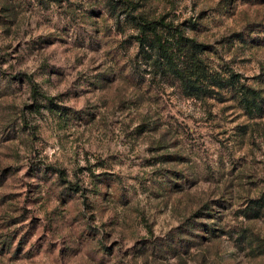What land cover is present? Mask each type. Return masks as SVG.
Returning <instances> with one entry per match:
<instances>
[{"label": "rangeland", "instance_id": "374dc122", "mask_svg": "<svg viewBox=\"0 0 264 264\" xmlns=\"http://www.w3.org/2000/svg\"><path fill=\"white\" fill-rule=\"evenodd\" d=\"M161 18L261 109L155 67L137 22ZM251 201L264 0H0V264H264Z\"/></svg>", "mask_w": 264, "mask_h": 264}, {"label": "trees", "instance_id": "16d2710c", "mask_svg": "<svg viewBox=\"0 0 264 264\" xmlns=\"http://www.w3.org/2000/svg\"><path fill=\"white\" fill-rule=\"evenodd\" d=\"M137 24L143 52H148L146 48L151 50L153 54L149 56V59L154 66L169 77L178 79L189 96L212 97L227 90L235 94L234 98L241 99L248 112L261 109L259 92L240 85L233 69L222 67L223 73L207 64L204 57L210 48L207 44L196 37L190 38L185 31L163 18L139 21ZM251 202L256 204L248 209L251 210L250 212H256L257 215L264 206L258 201Z\"/></svg>", "mask_w": 264, "mask_h": 264}]
</instances>
